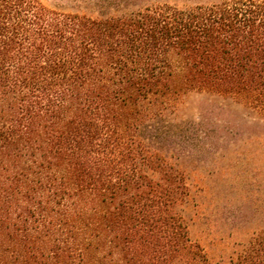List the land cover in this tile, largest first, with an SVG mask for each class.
<instances>
[{
  "label": "trees",
  "instance_id": "16d2710c",
  "mask_svg": "<svg viewBox=\"0 0 264 264\" xmlns=\"http://www.w3.org/2000/svg\"><path fill=\"white\" fill-rule=\"evenodd\" d=\"M75 3L0 0V264H212L181 167L212 147L178 103L251 113L264 166V0Z\"/></svg>",
  "mask_w": 264,
  "mask_h": 264
},
{
  "label": "rangeland",
  "instance_id": "374dc122",
  "mask_svg": "<svg viewBox=\"0 0 264 264\" xmlns=\"http://www.w3.org/2000/svg\"><path fill=\"white\" fill-rule=\"evenodd\" d=\"M40 1L53 9L79 8L75 0ZM180 100L179 113L184 118L203 115L207 131L203 145L212 147L203 152L206 160L181 158L190 188L185 210L189 236L203 245L209 257L213 256L212 264H238L237 255L249 242L264 236V166L259 161L261 146L255 137L261 128L251 113L243 121L240 116L244 118L245 110L229 98L188 91ZM216 157L221 160L210 161Z\"/></svg>",
  "mask_w": 264,
  "mask_h": 264
}]
</instances>
